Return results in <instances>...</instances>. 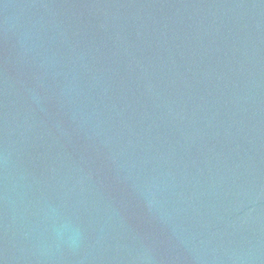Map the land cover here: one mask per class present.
Segmentation results:
<instances>
[{"label":"water","instance_id":"95a60500","mask_svg":"<svg viewBox=\"0 0 264 264\" xmlns=\"http://www.w3.org/2000/svg\"><path fill=\"white\" fill-rule=\"evenodd\" d=\"M3 264H264V0H0Z\"/></svg>","mask_w":264,"mask_h":264},{"label":"snow or ice","instance_id":"6c2138e0","mask_svg":"<svg viewBox=\"0 0 264 264\" xmlns=\"http://www.w3.org/2000/svg\"><path fill=\"white\" fill-rule=\"evenodd\" d=\"M0 264H3V261L2 260H0Z\"/></svg>","mask_w":264,"mask_h":264}]
</instances>
